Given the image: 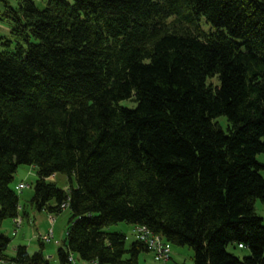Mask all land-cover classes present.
<instances>
[{"label":"trees","instance_id":"16d2710c","mask_svg":"<svg viewBox=\"0 0 264 264\" xmlns=\"http://www.w3.org/2000/svg\"><path fill=\"white\" fill-rule=\"evenodd\" d=\"M44 1L0 11L13 22L0 51V260L51 264L42 241L8 253L3 222L29 205L69 209L59 264H138L151 248L108 230L119 222L190 247L193 264H264V0ZM24 164L37 178L20 209Z\"/></svg>","mask_w":264,"mask_h":264},{"label":"rangeland","instance_id":"374dc122","mask_svg":"<svg viewBox=\"0 0 264 264\" xmlns=\"http://www.w3.org/2000/svg\"><path fill=\"white\" fill-rule=\"evenodd\" d=\"M35 3L39 8H43L46 3L44 0H35ZM17 5V0H10L9 8L11 6H16ZM7 7V4L3 1H0V11L5 12V10L9 9ZM0 12V13H1ZM13 28V22L11 20H0V51L6 48V41L12 40L11 37V30ZM203 28L205 30L209 29V25L206 24L203 21ZM15 42L12 43V46H14ZM122 105L128 106V107H134L136 105L135 101L131 100H123L120 102ZM217 119L223 121V128L227 131L228 129V122L226 121L225 116H219ZM258 160L261 162H264V153H261L258 155ZM262 175L264 176V169L261 170ZM37 175H36V169L34 166L31 165H20L18 167L17 173L15 174V180L11 184L13 188L16 187L20 182H24L26 184H29V186L20 192V201L21 203L28 204L29 198L33 195L34 193V183L36 181ZM58 186L67 188L68 186V181L67 177L63 174H57L55 178ZM28 210L30 213L32 211H35V215L39 216L37 217V235L35 236H30V241H26V245L28 246V250L30 253H34L36 250L40 248V242L38 238L40 239L39 232H40V227H42L43 231L42 232H54V237L51 240V242H45V248L44 252L45 254H53V257H48L50 259L51 264H59L58 257H57V249L59 245L62 244L63 240L66 238L67 234V229H68V221L70 217V211L69 209H64L61 213L59 214H49L48 212L46 213L45 211L38 212L37 209L27 206ZM255 208L257 213L264 218V203L260 200L257 199ZM33 214V213H32ZM53 217V218H52ZM45 222L44 225H41L42 222ZM16 226H20L17 222H14ZM25 227H27V223L25 222L24 224ZM55 227V230H54ZM10 229V219H7L3 223V227H1V231L3 233H7L6 230ZM110 231H120L124 232L127 234V246L130 245V243L135 239V235L133 232V225L129 224L127 222H119L116 225H113L108 228ZM11 238V243L8 248V252H12V247H13V238L14 236L9 235ZM227 250L231 253H234L235 255L239 256L240 258H244L245 256H248L251 254L250 248L247 246H241V244L238 243H231L228 247ZM172 258L165 262L162 260H158L154 257L153 251L149 252H142L140 257H139V263L138 264H193V250L188 247H179V246H172ZM72 264H92L90 262L81 260L75 256V260L72 262Z\"/></svg>","mask_w":264,"mask_h":264},{"label":"built area","instance_id":"2783aa9c","mask_svg":"<svg viewBox=\"0 0 264 264\" xmlns=\"http://www.w3.org/2000/svg\"><path fill=\"white\" fill-rule=\"evenodd\" d=\"M28 186L29 184L20 182L17 185L18 194H20V192ZM20 209H22L21 206ZM14 221L20 225L22 222L21 216L19 215L15 217ZM133 232L136 239L146 243L151 248V251H153L156 259L167 262L172 258V246L165 242L159 235L153 234L145 225L134 226ZM39 236L40 239L45 242H50L54 237L52 230H50V232H39ZM74 260L75 257L73 255L69 256V261L73 262ZM0 264H8V262L0 260Z\"/></svg>","mask_w":264,"mask_h":264},{"label":"crops","instance_id":"0c3cea01","mask_svg":"<svg viewBox=\"0 0 264 264\" xmlns=\"http://www.w3.org/2000/svg\"><path fill=\"white\" fill-rule=\"evenodd\" d=\"M53 178H54V176H53ZM16 189H17V185H16ZM30 199V198H29ZM25 205V204H24ZM22 203H21V201H20V206L22 207V206H24ZM28 208V207H27ZM44 211V210H43ZM28 212L30 213V211L28 210ZM38 212H41V211H39L38 210ZM46 212V211H45ZM33 213V214H32ZM47 213V212H46ZM40 215V214H39ZM38 215V216H39ZM21 216V218H22V222H21V225L20 226H16V224L14 223L15 221H14V219H10V229L9 230H6V232L7 233H4L6 236H8L9 237V235H11V236H14L15 238H13L14 240H13V247H12V252L10 253V252H8L10 255H13L14 253H15V250H16V248L19 246V245H26V241L28 240V241H30V236L32 237V236H35V235H37V224H36V222H37V217L38 216H36L35 215V211H32L31 213H30V216H29V218H24L23 216H22V214L20 215ZM25 222L27 223V227H25L24 226V224H25ZM4 223V222H3ZM44 221L42 222V224L41 225H44ZM2 227H3V225H2ZM42 227L43 226H41L40 227V232H42L43 231V229H42ZM54 230H55V227H54ZM53 235H54V232H53ZM10 238V237H9ZM10 240H11V238H10ZM38 240H39V242L40 241H42V242H44L42 239H39L38 238ZM51 242V241H50ZM11 243V242H10ZM45 243V242H44ZM10 245V244H9ZM46 245V244H45ZM27 246V245H26ZM59 247H60V245H59ZM58 247V248H59ZM27 248H28V246H27ZM57 251H58V249H57ZM57 254V253H56ZM46 256L47 257H53V254H49V255H47L46 254ZM58 257V256H57ZM58 261H59V259H58Z\"/></svg>","mask_w":264,"mask_h":264}]
</instances>
